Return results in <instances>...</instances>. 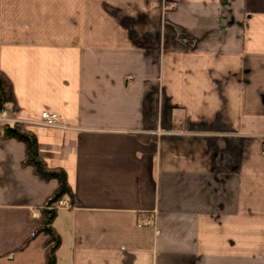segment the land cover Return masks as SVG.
<instances>
[{
  "label": "crops",
  "instance_id": "0c3cea01",
  "mask_svg": "<svg viewBox=\"0 0 264 264\" xmlns=\"http://www.w3.org/2000/svg\"><path fill=\"white\" fill-rule=\"evenodd\" d=\"M0 68L75 195L56 264H264V0H0ZM25 153L0 139V264L45 263Z\"/></svg>",
  "mask_w": 264,
  "mask_h": 264
},
{
  "label": "trees",
  "instance_id": "16d2710c",
  "mask_svg": "<svg viewBox=\"0 0 264 264\" xmlns=\"http://www.w3.org/2000/svg\"><path fill=\"white\" fill-rule=\"evenodd\" d=\"M19 110L16 94L10 78L0 68V114L13 112ZM141 139L148 140V136L140 135ZM0 139L8 140L15 139L25 145V158L23 160L24 167H31L36 176L41 180L50 181L57 180L58 188L54 194L49 198L45 205L41 207L39 212L40 227L36 235H43L45 237V263L56 264V252L61 245V235L54 227V220L58 214L57 203L68 201L73 206L75 204V195L68 181L67 173L62 168H51L47 162L40 155L39 140L36 133L31 130L28 123L16 120L13 125L9 123H0Z\"/></svg>",
  "mask_w": 264,
  "mask_h": 264
},
{
  "label": "built area",
  "instance_id": "2783aa9c",
  "mask_svg": "<svg viewBox=\"0 0 264 264\" xmlns=\"http://www.w3.org/2000/svg\"><path fill=\"white\" fill-rule=\"evenodd\" d=\"M2 116V122L1 123H9L11 125L14 124V122L17 120L15 113L13 112H5L3 114H0ZM42 117V123L47 126H55L59 124V118L56 114L49 113L48 111H43L41 114ZM57 207H71L70 202H64V201H59L57 204ZM37 216H39V212L36 213ZM141 225L144 226H150L152 225V221L150 219H145L142 221Z\"/></svg>",
  "mask_w": 264,
  "mask_h": 264
}]
</instances>
